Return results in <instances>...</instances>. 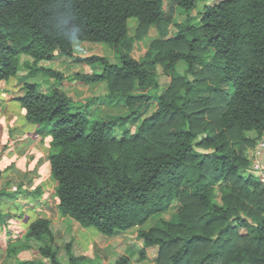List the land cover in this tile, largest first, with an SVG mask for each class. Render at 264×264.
<instances>
[{
	"label": "trees",
	"instance_id": "16d2710c",
	"mask_svg": "<svg viewBox=\"0 0 264 264\" xmlns=\"http://www.w3.org/2000/svg\"><path fill=\"white\" fill-rule=\"evenodd\" d=\"M167 1L0 0L1 83L40 72L63 83L73 78L42 61L100 63L102 72L77 78L105 82L106 98L129 109L89 123L90 105L72 106L59 87L45 92L25 81L15 97L39 133L52 136L57 206L71 221L66 264L96 261L73 252L77 230L88 226L107 236L139 227L138 260L159 246L155 264H264V185L243 174L249 149L264 136V0H218L198 15L191 14L198 0H173L186 11L181 21ZM152 26L161 36L138 59L132 50ZM77 42L107 43L114 56L78 55ZM154 99L155 111L133 132L128 123ZM3 172L0 166V181ZM17 197L0 189V201ZM173 207L175 221L162 216ZM4 248L8 258L37 249L41 258L21 264H65L49 217ZM113 264H132L131 256Z\"/></svg>",
	"mask_w": 264,
	"mask_h": 264
},
{
	"label": "rangeland",
	"instance_id": "374dc122",
	"mask_svg": "<svg viewBox=\"0 0 264 264\" xmlns=\"http://www.w3.org/2000/svg\"><path fill=\"white\" fill-rule=\"evenodd\" d=\"M216 1H218V0H198L196 7L194 10H192L191 14L192 15H198L199 12L203 9V6L205 4H212ZM166 10H167L168 14L170 16H172V19H174L176 21H181L186 17V11L184 9L180 8V6L177 5L176 1H173V0L167 1ZM131 21L133 22V20H131ZM170 26H171L170 28H172V29L175 28V27H173V22L170 24ZM157 31H158V33H157ZM154 36H155V38H159L161 36V33L159 32L157 27H155V28L150 27V29L148 30L146 35H144L141 38V39L145 38L146 43L144 42L143 45L141 44V48L136 49L134 51V54L137 58H139L143 55V52L145 51L146 46H148V45L150 46L151 42L155 39ZM87 43L88 44H84L83 46H81L80 45L81 43L78 42L76 44L77 51H79V53H85V54H93V53L102 54L105 51H107V46H108L107 43H103V44H106V45H103L104 48L101 45H97V44H101V42H87ZM40 64L47 66V67H53L55 69H59L61 71H65L66 72L65 74H68V75L70 74V76L73 77L71 80L65 81L63 84L61 82L57 83L60 87H62V86L64 87V90L68 95H69V92H67L68 88L72 89V87H73L74 89L75 88L79 89L82 87V84L78 85L77 83H74L75 81L79 80V79H76L77 78L76 75L78 74L76 72V70H80V72L90 71V70L94 71V70H96V68L98 66V64H96L95 66H94V64H89V65H86V64L70 65L69 64L68 65V64L53 62V61H42V62H40ZM92 66H94V68H92ZM187 66L188 65L185 62L178 63V69L182 73L185 72V70L187 69ZM24 69L25 70L22 71V74H25V72H27V70H28L26 68H24ZM97 70H98V68H97ZM75 76H76V78H75ZM46 78L47 77H45V75L40 72L33 77H28L25 81L36 82V83H38L39 89L41 91L50 92L52 90V87H53V83H52L53 81H51L52 79L47 80ZM25 81H23V82H25ZM2 84H4V86L7 85L9 87L6 90V94H7V97L9 98V102H7V104H4L3 107L0 109L1 111H5L6 109H9V107L15 103V101H14L15 97L20 96L22 92L23 93L25 92V89L22 87V90H20L18 87L19 82L17 83L15 79H13V81L9 80L8 82L2 83ZM75 84H77V85L75 86ZM83 84H85V82H83ZM163 84H164V81H163ZM0 86H2V85L0 84ZM106 86L107 85L105 83V87H103V86L97 87V90H95L96 94L99 95L98 93H101L102 91H104L106 89ZM162 86H164V85H162ZM77 89H75V91H77ZM149 92L153 93V94H157L156 89H151ZM97 100L99 102L105 103L109 106H111L113 104H117L119 102H122V109L126 110V111H123L122 114L126 115L129 113V109L126 108V106H124L125 105L124 103H126V102L123 99H120L117 101H109L108 98H104L103 96H101ZM72 101L77 103V104H81V105L83 104L82 102H76L73 98H72ZM83 108H84V105H83ZM155 108L156 107H155V99H154L151 103L145 105L143 107V109L141 110V112L135 116V118L131 119V121L129 122V126L131 127V129L133 131L138 130V128L142 124L143 120L147 116L151 115L155 111ZM106 113H109L112 115H118V113H113L110 110L105 111L104 108L102 107V105H100L99 107H97L96 109H94L90 112L89 120H88L89 123H92L95 119H98V117L100 115H104ZM26 120H28V119L26 118ZM1 122H4V121H1ZM1 122H0V136H1L2 131H3V126H2L3 124ZM28 122H29V124H33L32 121L28 120ZM12 126H13V124L10 122V125L6 127L5 135L3 137H1L3 141H5L7 134L11 133V130H13ZM123 127L124 126H121V125L117 126L116 127V133L117 134L123 133L122 132ZM45 135H47V134H45ZM2 140H0V153H1V155H3L5 153L4 151L6 148V145ZM50 150H51V147H50ZM49 153H50V151H49ZM7 164H8V167H12L13 163L10 164L9 158H8ZM42 170H44V168H42ZM15 172L16 171H14V169H13L12 173L14 174ZM28 174H30V173L28 172ZM28 174L26 175V177L22 183L17 181V179H14L15 176H13L12 179L15 180V183L13 186H11L12 188L10 187L11 189H9V190L19 192V193L23 190H25L26 192L30 191L31 192V193L29 192L30 195L25 194L24 197L30 198V199H27L28 200L27 203H28L29 207H31V206L37 205V204H34L35 201H33V200L36 199V194H37L36 189H37L38 185L34 184L33 179H29L30 177L33 178L34 175L36 174V172L32 173L31 175H28ZM21 176H22L21 172H19V171H18V173L16 172V178H19ZM9 180L10 179L8 177L3 178V176H2V179L0 181V189H6V187H8L10 185L9 182H11V181H9ZM50 180H52V179L47 180L45 182V184L42 185L43 190L45 192H47V195L49 198V201H48L49 204L47 206L46 205L45 206L40 205L39 206V209H40L39 212H38V210L34 211V210L30 209L28 211V214L32 218H35L37 213H40V215L45 216L46 214H44L43 211H46L48 216L55 223L56 218H60L59 217L60 211H59V208L57 207V197H56L57 194L54 192L55 182L54 181L50 182ZM217 192L220 193L219 190H217ZM31 199H33V200H31ZM37 202H39V201H37ZM44 209H46V210H44ZM159 216H161V214L158 215V217ZM162 216L167 218V219L175 221L177 219L176 218L177 213H176L175 207L165 211L162 214ZM63 222L65 224H68V227L71 226L70 221H63ZM57 224H59V222H57ZM154 224H155V221H150L144 227H150ZM23 227H25V226H23ZM64 227L65 226L61 227V229L64 230ZM81 228H83V227H81ZM86 228L87 229L81 233H78L79 232V229H78L77 234L75 235L73 241H74V245H75V252L77 254H86V256H88L89 258L96 260V261L87 260L86 261L87 263H89L91 261L92 264H96L97 261L100 260L104 264H113L114 261L119 256L125 254V255L131 256V263L132 264H155V258L157 256L159 246H154V247L148 248L146 259L138 260L139 252H140L141 248L143 247V241H142V239L139 238V235H138L139 230H140L139 227L135 226V227H132V228L125 230V231H116L113 235H109V236L101 234L96 229V227H94V226H88ZM3 237H4V234L2 235V238ZM71 237H72L71 232L69 230H68V232H66V230L62 231L61 235L59 236L58 244L63 249V250H60V259L62 262H68V257H67V254L65 253V249H64L65 246L64 245L68 242V240H71ZM5 246H6V244L3 243V247H1L2 249L0 250V264H21L19 262H21L25 259L41 258L40 254L38 253V251L36 249L38 244L35 245L36 246L35 249L21 251L17 257H10V258H8L6 256L7 252H4Z\"/></svg>",
	"mask_w": 264,
	"mask_h": 264
},
{
	"label": "crops",
	"instance_id": "0c3cea01",
	"mask_svg": "<svg viewBox=\"0 0 264 264\" xmlns=\"http://www.w3.org/2000/svg\"><path fill=\"white\" fill-rule=\"evenodd\" d=\"M153 27L154 26H152L151 28H153ZM157 33H158V31H157ZM155 36H154V38H155ZM144 42H145V38L139 39L135 43V46L132 50V54L134 57H136L134 54V51L136 49L141 48V44L143 45ZM103 43L104 42H101V44H97V45H101L104 48L103 45H106V44H103ZM76 44H75V46H76ZM84 44H88V43H81L80 45L83 46ZM148 48H149V45L145 47V51L143 52V55L141 57H139L138 59H140L144 56V54L148 50ZM76 52L78 55H83V56L91 55V54L79 53V51H77V49H76ZM93 54H97V53H93ZM99 55L114 56V52H113L112 48L110 47V45H108L107 51H105L104 53L99 54ZM74 65H79V64H74ZM86 65H88V64H86ZM97 68H98V70H97ZM97 68H96V71L98 73L103 71V67L100 63H98ZM63 72L66 73L65 71H63ZM76 72L77 73H84L87 71L80 72V70H76ZM68 76H70V74ZM75 78H76V76H75ZM13 79H15L17 83L19 82L18 87L20 90H22V87H23L22 84L24 82L20 81L17 77H15V78L12 77L10 80L13 81ZM46 79L48 80V78H46ZM76 79H78V78H76ZM51 81H53L52 82L53 83L52 89L54 87H59V88L64 90L63 86L60 87L57 84L59 81H55L54 79H52ZM61 83L63 84V82H61ZM74 83H77L78 85L82 84V87L79 89L75 88V89H77L78 92L75 91V89L73 87H72V89L68 88L67 92H69L70 97L73 98L76 102H82L83 104L82 105L77 104V103L72 101V106L83 108V105L85 107V105L89 104L90 105L89 111L91 112L92 110H94L97 107H99L100 105H102V107L104 108L105 111L110 110L113 113H118V115H124L122 113H123V111H126V110L122 109V102H119L117 104H113V105H111L112 107L105 104V103L99 102L97 99H96V102L92 101L90 103V101H89L90 98H94L95 96H99V97L103 96L104 98H106V95L109 93L108 86H106L107 90L105 89L101 93H98L99 95H97L96 91H95V90H97V87H99V86L105 87V82H103V81L98 82V83H86L85 82V84H83V81L77 80ZM0 84L2 85V86H0V109H1L4 104H7V102H9V98L7 97V94H6V90L9 87L7 85L4 86V84H2V83H0ZM77 84H75V86ZM150 90L151 89H149L148 91H150ZM23 94L24 93L22 92L21 95H23ZM17 97H19V96H17ZM14 101H15V103L13 105H11L9 107V109H6L5 111L0 110V122L1 121L5 122V123L1 122L3 124L2 125L3 126L2 134L3 135L1 134L0 140H2L1 137H3L5 135V132H6L5 129L7 126L10 125V122L13 124V126H12L13 130H11V133L7 134L5 141L2 140L5 143L6 148L4 151L5 153L3 155H1V153H0V155L2 156L1 161H0V166L4 170L3 178L8 177L10 179L9 181H11V182H9L10 185L8 187H6L7 190L11 189L12 188L11 186H13L15 183V180L12 179L13 176H15L14 179H17V181L22 183L24 181L26 175L28 174V172L30 173L28 175H31L32 173L36 172L34 177L33 178L30 177L29 179H33L34 184L38 185V187L36 189V192H37L36 199L35 200L31 199V200L35 201L34 204H37V205L29 207V205L27 203V201H28L27 199H30V198H27L24 196H25V194L30 195L31 192L29 191L30 192L29 193V192H26L25 190L21 191L22 193L18 192L17 198H6V199H2L0 201V250L2 249L1 247H3V243H5L7 245L9 238L17 239V238L21 237V235L28 229L30 223L33 220H35L36 218H38L40 216H43V215H40V213H37L36 217L32 218L28 214V211L30 209H32L34 211L38 210V212H39V210H40L39 206L40 205L41 206H45V205L47 206L49 204V202H48L49 198H48L47 192H45L43 190L42 185H44L47 180L52 179V180H50V182H53V181L55 182V184H54V186H55L54 192L55 193H56L55 188L57 185V180L52 176V173H51V164H50V160H49V151H50V147H51L52 136L50 134L41 135L38 131V127H39L38 124H36L34 122H33V124H29L28 120H26L25 108H23L20 105L18 100L14 99ZM124 104H125L124 106H126V108H128L127 104L126 103H124ZM128 125H129V123H128ZM130 129H131V127H130ZM135 131H133V132H135ZM116 135L121 136L122 133L121 134L116 133ZM262 137H264V136H262ZM255 148H256V146L249 149L250 150L249 152H250L251 166L249 169L243 171V174L245 176H249V175L257 176V174H254L252 172V158H253V152H254ZM259 156L264 163V147H263ZM8 158L10 159V164L13 163L12 167H8V164H7ZM42 168H44V170H42ZM13 169L17 173H18V171L21 172L22 176L19 178H16V172L14 174L12 173ZM56 197H57V205H58L59 199H58L57 195H56ZM37 201H39V202H37ZM44 210H46V209H44ZM43 213L46 214L43 217H49L46 211H43ZM59 217L60 218H56L55 223L52 220L53 229L57 235V242H59V236L61 235L62 231L66 230V232H68V230L70 231V228H71V226L68 227V224H65L63 222V221H70L68 219V217L61 215V213H60ZM57 222H59V224H57ZM70 224H71V221H70ZM23 226H25V227H23ZM63 226H65L64 230L61 229V227H63ZM86 229H87L86 227L80 228L78 233H81ZM3 234H4V237L2 238ZM60 250H63L61 246H60ZM4 252H6L5 249H4ZM73 252L75 254H77L75 252L74 243H73ZM77 255H86V254H77ZM6 256H7V254H6ZM63 263L66 264L68 262H63Z\"/></svg>",
	"mask_w": 264,
	"mask_h": 264
},
{
	"label": "built area",
	"instance_id": "2783aa9c",
	"mask_svg": "<svg viewBox=\"0 0 264 264\" xmlns=\"http://www.w3.org/2000/svg\"><path fill=\"white\" fill-rule=\"evenodd\" d=\"M264 147V137H262L254 149L253 158H252V172L257 174V177L264 185V163L260 158V153Z\"/></svg>",
	"mask_w": 264,
	"mask_h": 264
}]
</instances>
